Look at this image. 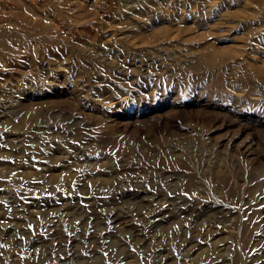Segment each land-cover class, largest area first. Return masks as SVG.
I'll list each match as a JSON object with an SVG mask.
<instances>
[{
	"label": "rangeland",
	"instance_id": "374dc122",
	"mask_svg": "<svg viewBox=\"0 0 264 264\" xmlns=\"http://www.w3.org/2000/svg\"><path fill=\"white\" fill-rule=\"evenodd\" d=\"M0 264H264V0H0Z\"/></svg>",
	"mask_w": 264,
	"mask_h": 264
}]
</instances>
